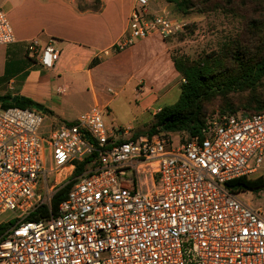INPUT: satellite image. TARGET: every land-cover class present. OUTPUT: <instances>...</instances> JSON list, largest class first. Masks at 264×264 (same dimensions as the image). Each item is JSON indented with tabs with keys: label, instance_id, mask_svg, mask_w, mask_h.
Returning a JSON list of instances; mask_svg holds the SVG:
<instances>
[{
	"label": "built area",
	"instance_id": "2783aa9c",
	"mask_svg": "<svg viewBox=\"0 0 264 264\" xmlns=\"http://www.w3.org/2000/svg\"><path fill=\"white\" fill-rule=\"evenodd\" d=\"M148 5L134 0L127 36L114 52L182 31ZM14 42L0 10V46ZM26 54L52 69L61 52L33 39ZM102 112L92 108L46 140L38 134V111L0 106V216L13 215L0 219L8 225L0 234V264H264V209L250 208L226 187L261 165L264 112L214 115L197 135H174L177 147L173 134L114 143ZM79 164L83 172L73 177ZM72 181L53 215L51 198ZM41 207L49 215L28 221Z\"/></svg>",
	"mask_w": 264,
	"mask_h": 264
},
{
	"label": "crops",
	"instance_id": "0c3cea01",
	"mask_svg": "<svg viewBox=\"0 0 264 264\" xmlns=\"http://www.w3.org/2000/svg\"><path fill=\"white\" fill-rule=\"evenodd\" d=\"M93 1L0 0L15 38L13 44L0 46V106L7 97L27 99L63 126L92 108L107 109L112 97L131 83L142 113L160 110L161 97L179 90L181 77L174 69L169 43L160 37L138 40L114 52L127 36L134 0H99L97 12L79 9ZM165 8L149 0L150 13ZM33 39L61 52L52 69L26 59V43ZM93 60L97 62L90 66ZM118 136L126 137L121 132Z\"/></svg>",
	"mask_w": 264,
	"mask_h": 264
},
{
	"label": "rangeland",
	"instance_id": "374dc122",
	"mask_svg": "<svg viewBox=\"0 0 264 264\" xmlns=\"http://www.w3.org/2000/svg\"><path fill=\"white\" fill-rule=\"evenodd\" d=\"M157 1L166 7L160 12L166 13L182 27V31L175 37L165 40L169 43L170 53L176 52L178 55H185L191 61H199L207 56L213 59L220 58L230 69L233 67V54L243 53L248 58L258 54L261 49L263 35L257 33L256 30L257 24L264 21V0H193L194 7L187 14L177 13L173 5L167 4L164 0ZM26 59L29 61V57ZM29 62L34 64L32 61ZM258 93L264 95V81L259 87ZM247 95L248 93L229 94V99L237 105L243 103ZM178 96L179 90H173L170 95L161 97L157 107L172 105ZM221 105L220 98L213 99L205 104V115L211 117L219 114ZM23 109L36 112L33 107ZM142 111L138 106L134 83L128 84L112 97L109 106L102 112V120L107 131L113 135L114 143L126 140L133 135L146 136L145 134L152 124L153 116L159 110L150 111V113H142ZM153 112L154 115H152ZM38 113L43 117L38 134L48 140L52 130L62 126V121H56L43 113ZM69 117H72V112ZM124 131L128 132L126 137L118 136V133ZM176 134L173 133L171 136L172 146L175 147L178 146L179 141L174 136ZM163 135L166 138L169 137V134ZM180 137L183 138V136ZM43 168L46 171L52 169L47 148L45 149ZM260 177L263 179V186L260 189L238 195V198L252 209H264V158L256 172L247 178L254 180ZM48 178L52 180V177ZM139 178L144 181V178H148V176L141 173ZM12 217L13 215L8 212L1 215L0 219L6 221Z\"/></svg>",
	"mask_w": 264,
	"mask_h": 264
},
{
	"label": "trees",
	"instance_id": "16d2710c",
	"mask_svg": "<svg viewBox=\"0 0 264 264\" xmlns=\"http://www.w3.org/2000/svg\"><path fill=\"white\" fill-rule=\"evenodd\" d=\"M164 1L173 5L174 10L180 14H187L194 7L193 0ZM79 9L97 12L100 9L99 0H94L92 5H79ZM257 26L256 32L263 35L259 53L248 58L243 53L233 54V67L230 69L220 58L213 59L207 56L199 61H191L185 55L171 53L174 69L183 81L179 85V96L175 103L162 107L153 116L152 124L145 135L148 137L173 133H186L190 137L197 135L206 120L213 117L205 115L204 106L215 98H220L222 102L219 114L236 115L239 112H244L253 115L263 113L264 95L258 93V89L264 81V21L259 22ZM96 62L93 60L90 66H94ZM244 93H248V95L241 104L236 105L229 99V94ZM10 100L11 97H7L1 103V107L36 106L27 99L22 101L16 99L14 104H11ZM139 136L133 135L131 138L135 139ZM83 169L84 165L79 164L73 177L81 175ZM72 184L73 181L64 185L51 198L50 208L53 215L56 214L58 205L65 199ZM262 186L263 179L261 177L254 180L241 177L226 184L227 189L234 194L255 191ZM48 215L47 208L41 207L29 217L28 221L42 220ZM7 227L8 225H1L0 234Z\"/></svg>",
	"mask_w": 264,
	"mask_h": 264
},
{
	"label": "water",
	"instance_id": "95a60500",
	"mask_svg": "<svg viewBox=\"0 0 264 264\" xmlns=\"http://www.w3.org/2000/svg\"><path fill=\"white\" fill-rule=\"evenodd\" d=\"M19 100L22 101L23 98H20ZM15 101H16V97L13 96V97L11 98V100H10V103H11V104H14ZM35 110H36V111H41V110H42V107L36 106V107H35Z\"/></svg>",
	"mask_w": 264,
	"mask_h": 264
}]
</instances>
